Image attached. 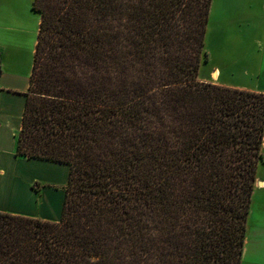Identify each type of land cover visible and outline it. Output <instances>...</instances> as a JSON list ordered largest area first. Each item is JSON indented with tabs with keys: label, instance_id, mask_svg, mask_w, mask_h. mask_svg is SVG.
<instances>
[{
	"label": "trees",
	"instance_id": "16d2710c",
	"mask_svg": "<svg viewBox=\"0 0 264 264\" xmlns=\"http://www.w3.org/2000/svg\"><path fill=\"white\" fill-rule=\"evenodd\" d=\"M212 3L33 0L16 154L70 170L59 221L0 211V264H242L264 92L199 79Z\"/></svg>",
	"mask_w": 264,
	"mask_h": 264
},
{
	"label": "crops",
	"instance_id": "0c3cea01",
	"mask_svg": "<svg viewBox=\"0 0 264 264\" xmlns=\"http://www.w3.org/2000/svg\"><path fill=\"white\" fill-rule=\"evenodd\" d=\"M32 3L33 0H0V211L59 221L70 165L16 154L27 101L25 92L30 88L41 22V16L34 11ZM258 4L263 12L258 24L264 28V0ZM257 50V63L253 65L250 83L223 77L219 67L212 69L219 73L215 77L212 72L217 78L214 82L264 92V45L259 47V53ZM242 72L246 74V70ZM206 80L213 81L211 78ZM34 184L36 188L32 186ZM256 191H260L258 210H252L249 216V227L253 221L254 236L250 241L247 236L243 258L249 254V242L253 240L249 254L252 262L264 264V177L261 174L257 175Z\"/></svg>",
	"mask_w": 264,
	"mask_h": 264
},
{
	"label": "rangeland",
	"instance_id": "374dc122",
	"mask_svg": "<svg viewBox=\"0 0 264 264\" xmlns=\"http://www.w3.org/2000/svg\"><path fill=\"white\" fill-rule=\"evenodd\" d=\"M259 1L213 0L205 47L209 59L201 63L199 79L210 81L206 79L211 78V80L216 81L217 78L213 77L212 69L219 67L223 77L230 76L233 80L248 83L253 80V65L257 63L255 50L257 48L259 53L261 51L259 47L262 44L264 45V28L258 24V22L260 23L261 13H263L258 4ZM23 11L21 13L24 15ZM24 21L26 22V20ZM244 70H246V74L242 72ZM259 174L264 177V164L260 165ZM259 192L254 191L253 193L251 211L258 210ZM249 223L247 224V236L250 241L254 236L253 221L250 227ZM249 243L250 254L253 240ZM249 254L246 259L243 258L242 264H253Z\"/></svg>",
	"mask_w": 264,
	"mask_h": 264
},
{
	"label": "bare ground",
	"instance_id": "6f19581e",
	"mask_svg": "<svg viewBox=\"0 0 264 264\" xmlns=\"http://www.w3.org/2000/svg\"><path fill=\"white\" fill-rule=\"evenodd\" d=\"M213 72V71H212ZM218 71L217 70H214V72H213V75L215 76V77H218Z\"/></svg>",
	"mask_w": 264,
	"mask_h": 264
}]
</instances>
